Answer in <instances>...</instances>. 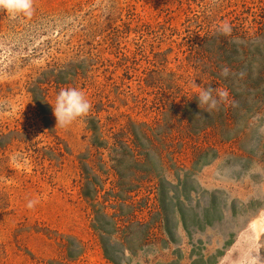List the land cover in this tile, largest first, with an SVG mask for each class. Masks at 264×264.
Returning a JSON list of instances; mask_svg holds the SVG:
<instances>
[{
  "label": "rangeland",
  "instance_id": "1",
  "mask_svg": "<svg viewBox=\"0 0 264 264\" xmlns=\"http://www.w3.org/2000/svg\"><path fill=\"white\" fill-rule=\"evenodd\" d=\"M69 87L92 107L61 127ZM263 210L264 0L0 9V264L264 259Z\"/></svg>",
  "mask_w": 264,
  "mask_h": 264
},
{
  "label": "clouds",
  "instance_id": "2",
  "mask_svg": "<svg viewBox=\"0 0 264 264\" xmlns=\"http://www.w3.org/2000/svg\"><path fill=\"white\" fill-rule=\"evenodd\" d=\"M0 9L10 15L23 14L30 16L33 11V0H0ZM230 30L228 24L219 26V31L223 33ZM228 74L229 70L227 68L223 69L222 75L227 76ZM192 86L197 89L198 106H204V111L208 113L216 109L221 102L226 101L229 95L227 90L212 87L200 88V85L195 83V79L192 81ZM52 105L57 124L61 127L70 126L77 118L87 115L92 107L83 91L75 87L61 89ZM37 203V200H29L27 207L31 209ZM238 264H264V259L261 258L260 251L248 249L240 254Z\"/></svg>",
  "mask_w": 264,
  "mask_h": 264
},
{
  "label": "bare ground",
  "instance_id": "3",
  "mask_svg": "<svg viewBox=\"0 0 264 264\" xmlns=\"http://www.w3.org/2000/svg\"><path fill=\"white\" fill-rule=\"evenodd\" d=\"M252 225L254 227L255 235L257 237L264 233V210L260 216L256 217L252 221Z\"/></svg>",
  "mask_w": 264,
  "mask_h": 264
}]
</instances>
